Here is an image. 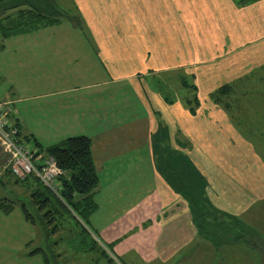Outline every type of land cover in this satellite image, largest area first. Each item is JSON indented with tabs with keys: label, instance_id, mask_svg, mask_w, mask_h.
<instances>
[{
	"label": "crops",
	"instance_id": "obj_1",
	"mask_svg": "<svg viewBox=\"0 0 264 264\" xmlns=\"http://www.w3.org/2000/svg\"><path fill=\"white\" fill-rule=\"evenodd\" d=\"M73 1L82 10L89 34L50 31L56 26L53 25L18 37L25 39L29 48L23 54L30 80L24 87H16L13 83L9 87L8 97L0 99L14 101L15 113L10 120L18 127L19 139L34 143L33 138H36L41 143L37 137L40 131H47L51 136L83 134L91 138V153L99 183L106 181L105 186H110L111 204L110 220L95 223V229L110 242L114 254L121 256L126 264H149L147 260L154 256L168 260L200 241L202 248L212 244L208 238L197 233L182 194L155 169L150 140L146 152L150 155L151 164L143 165L141 171L137 160L133 161L134 166L108 160L106 168L105 163L100 164L103 157L99 159L98 169L92 141L95 137H105L97 140V144H110L108 129L111 131L139 121V116H135L138 112L133 113L129 105L110 106V94L104 95L110 92V83H115L108 80L110 73H113L117 83L123 85L127 81V86L139 100V104H134L136 110L149 124L152 120L151 111L154 113L152 101L164 99L159 92H153L144 78L156 71L151 79L162 80L163 73L176 66L175 70L182 69L188 81L197 88L199 100L195 114L182 113L186 133L181 131L192 142L189 150L200 155L201 160L192 159L194 163L200 160L204 168V175L208 178L205 186L207 195L216 202V207L227 208L226 200L236 197L232 192L238 185L236 178L239 175L224 172L219 160H214L209 155L210 151L202 150L201 145L209 142L211 150L217 152L224 142L231 145L225 141L226 136L235 145H242L248 143L246 138L250 133L234 127L225 111L212 102L208 94L219 85L264 65V0L253 2L256 11L245 13L242 10L226 19L222 16L217 19H197L195 0H140L151 11H157V7L167 8L174 15V20L171 19L170 25L166 26L165 36L161 33L162 37L158 38L151 33L142 34L137 29L144 22L130 9L132 0ZM201 2L205 0H197V4ZM148 23L149 20L146 25ZM69 26L68 29L76 30L71 23ZM178 34L186 36L187 53L184 62L177 60L178 65H175L170 59L183 55L178 42L174 41ZM152 66L156 68L153 70ZM8 67L0 52V73L3 74ZM100 75L102 80L98 79ZM79 79L84 81L79 82ZM105 87L108 89L101 90ZM39 108L45 111L40 117L36 114ZM175 109L174 113L166 115L172 127V138L180 122ZM153 117L155 120L154 114ZM39 118L46 130L31 122H38ZM153 129L150 126L146 128L148 138L145 140L152 137ZM25 136H29V140ZM108 138L109 141L104 142ZM163 147L168 149L166 145ZM189 150L187 153L192 154ZM143 169L147 171L143 173ZM134 172L137 175L132 178ZM122 175H128L129 178H123ZM119 183L129 187L124 191L116 188V191L111 192ZM123 195L129 198L118 199ZM118 200L121 201L117 205ZM234 206L231 205V208ZM109 222L110 227L106 228ZM108 231L110 236L107 235ZM230 247L223 243L217 252L220 254ZM225 256L228 259V254Z\"/></svg>",
	"mask_w": 264,
	"mask_h": 264
},
{
	"label": "rangeland",
	"instance_id": "obj_2",
	"mask_svg": "<svg viewBox=\"0 0 264 264\" xmlns=\"http://www.w3.org/2000/svg\"><path fill=\"white\" fill-rule=\"evenodd\" d=\"M23 1L24 0H0V2L12 8H14V5L24 3ZM32 1L36 3V0ZM41 1L45 2L44 0ZM255 1L257 0H205V2L197 4V0H195L194 11L197 12V19L204 17L217 19L220 16L226 19L232 15H236V12L238 13L242 10L245 13L256 11V4L253 3ZM47 4L54 9V15L52 14L51 17L59 18L58 22L54 24V26L56 25V29L52 28L50 31L89 34L88 28H86L84 23L82 10L73 0H54L53 2L47 0ZM232 5L235 7L233 8ZM130 6L135 16L138 17V19L139 17L142 18L144 22V24L137 27L142 34L151 33L154 34L156 38L159 36L162 37L161 33L165 36L167 30L166 26L170 25L171 19L172 21L174 20V15H171L167 8L157 7V11L154 12L151 11L149 6L140 3V0H132ZM19 7L26 8L28 4H21ZM1 13L2 11L0 10V15ZM254 15L257 16L256 14ZM148 20L149 23L146 25V21ZM69 23H71L76 30L68 29L70 28ZM37 31H31L29 34ZM24 34L27 35V33ZM19 35L23 34L12 35L7 40H4V48L1 51L3 54V61L9 67L4 69V72H2L3 74L0 73V98L8 97L9 87L13 85V83L16 87H24L30 80L26 66V57L23 54L26 53L29 48L27 47V41H25V39H18ZM176 39L177 40L174 41L178 42L180 53L183 55L173 57L170 61L178 65L177 60L181 62L185 60L188 41H186V36L182 34H178ZM157 42L160 44L159 41ZM164 60H166V58H164ZM175 67L163 73L162 80L151 79V77L156 74V71L150 72V76H145L144 78L146 82L149 83L153 92H159L160 95L165 98L160 102L152 101L154 113L151 111L152 120L149 121V124L146 119L139 115L140 111L136 110L137 107L135 105L139 104V100L135 96L133 90L127 86V81L123 85L122 83H117L115 78H113V73H110V79L108 80L115 83H110L108 87L110 88V92L108 91L104 94H110V106L118 105V107H121L122 104H125V106L129 105L133 113L138 112L135 116H139L137 118L139 121L111 131L108 129L110 133V144H97V140L105 137H95L94 141H92V152L98 169L100 167L99 159L103 157L100 160V164L105 163L106 168H108L107 165H109V163H106L108 160L127 166H134L133 161L137 160V164L140 166L138 169L141 171L143 165L148 166L151 164L150 155L146 152V146L148 145V140H150L154 152L152 156L155 158H152V161L154 162L155 169L158 173H161L163 179L167 177L168 182L174 187L188 184L194 188H198L202 183L206 186L208 178L206 179L204 168L200 164V155L189 150L192 148V142L190 138L181 131L184 130L186 133L185 120H183L182 113L185 111L191 114L190 110L187 109L186 100L191 98L193 93L192 90L187 87L185 72H183L182 69L175 70ZM155 68L156 67L152 66L153 70ZM101 77L102 75H100L98 79L102 80ZM177 79L178 83L176 82ZM12 80L14 82H12ZM78 81L83 82L84 80L79 79ZM108 88L105 87L101 90ZM139 107H142V105ZM148 107H151L149 103ZM193 108L192 106V109ZM174 109L180 122L177 127H175L177 133L173 135V137H175L172 138V127L166 115L172 112L174 113ZM43 113H45V111L39 108L36 114L40 117ZM153 114L155 115V120ZM261 117L262 115H260V118ZM39 119L40 121L38 122L33 120L31 122L37 124L39 128L46 130V128L43 127V121L41 118ZM149 126L151 129L154 128L152 137L145 140L148 138L146 137V128H149ZM160 126H164L165 128H160ZM249 133V136H246L248 143L242 145H239V143L235 145L231 140H227L228 136H226L225 141H228L231 145H226V142H224V144L217 149L219 154L211 150L212 146L208 141L207 144L203 143L201 145V149H208L210 151L209 155L214 160H219V164L224 168V172H235L239 175V177L236 178L238 185L232 193L238 196L248 194V197L251 199L247 208H242V206L239 205L233 208H222L225 222L227 223L223 231L231 238L243 233L249 234L256 246L252 247V245L245 240H238L234 241L232 247L226 248L224 252L219 254L212 244H206L205 247L202 248L200 241L190 249L186 247L183 251L179 252L176 257L168 260L157 259L156 256H154L150 260H147L149 264H259L257 260L259 259V254L262 253L260 249L264 247V129H254ZM37 135L43 146L59 143L66 137H69L63 135L51 136L47 131H40ZM107 141H109V138L104 140V142ZM215 141L217 144L219 143L217 140ZM25 145L27 147H32V143L30 142H25ZM163 145H166L168 149L164 148ZM187 150L192 152V154L187 153ZM44 154L45 152L41 150L39 157ZM192 158L200 160L194 163ZM6 162L7 156L0 150V200L7 199V201L12 202L14 205L13 210L8 214H4L0 211V226L2 227V231L0 232V264H105L103 260L101 262L98 261V254L95 251L82 254L74 251L72 247L68 246L67 242L70 238V234L67 233L66 229L52 231L51 225L45 226V219H42L41 213L35 209V205L30 201V192L26 187L27 184L24 182L14 183L13 175L5 173V170L9 169L5 166ZM146 171L147 170L143 169V173ZM100 173L99 171V174ZM132 175V178H135L137 173L134 172ZM122 177L129 178L128 175H122ZM29 182L30 179H27L28 184ZM105 185L106 181L98 185L94 193V200L97 203V208L88 215L86 226L95 233L96 238L94 235L93 237L104 250L107 251L100 241L105 243H108V241L96 230L97 227L94 225L95 223L110 220V186ZM128 187L127 184L122 185L119 183L116 187L114 186L111 189V192L116 191V188H119V191H124ZM123 197H125V199L129 198V196L123 195L118 197V199ZM206 199L213 205L216 204L212 197L207 195V192H205V202H208ZM120 201L121 200L117 201V205ZM21 204H25L28 211L33 215L35 219L34 224L25 221ZM109 224L110 222L106 225V228L110 227ZM65 225L66 228H70L72 223L65 222ZM107 235L110 236V231L107 232ZM37 247L42 248V252L29 253ZM233 247H235V253H233ZM58 253L60 254L58 255ZM225 254H228V259ZM43 255L48 256V260H44ZM191 258H193V260H191Z\"/></svg>",
	"mask_w": 264,
	"mask_h": 264
},
{
	"label": "trees",
	"instance_id": "obj_3",
	"mask_svg": "<svg viewBox=\"0 0 264 264\" xmlns=\"http://www.w3.org/2000/svg\"><path fill=\"white\" fill-rule=\"evenodd\" d=\"M44 1L36 0L34 3L32 0H24V3H20V5L28 4L26 8H20V5H14L12 8L0 2L2 11L0 15V52L4 48V40L10 36L44 29L58 22L59 18L51 17L52 14L54 15V9L47 4V0ZM48 1L53 2L54 0ZM185 77L187 87L193 93L192 97L186 100L187 108L191 114H195L199 105L197 88L188 81L187 76ZM208 96L212 102L225 111L229 121L238 130L248 133L254 129H264L262 113L264 112V65L249 74L219 85L211 90ZM260 115H262L261 118ZM160 128L165 127L160 126ZM25 137L29 140V136ZM33 142L35 156L39 157L41 150L44 151L45 154L41 157L52 156L61 170V174L55 178L56 190L53 191L45 186L33 174L20 179L15 177L9 169L5 170V173L13 175L14 183L24 182L27 184L30 201L41 213L42 219H45V226L51 225L52 231L66 229L70 234L67 245L78 253L87 254L95 251L98 254L99 262L103 260L105 264H126L121 256L114 254L110 242L105 243L98 239L107 249L105 251L95 239V233L86 226L88 215L97 208L94 193L99 185V177L91 153V138L83 134L74 135L48 146H43L36 138H33ZM27 179H30L29 184ZM176 190L186 200L197 233L208 238L214 244L216 251L221 249L223 243L226 246H233L234 241L238 240H245L256 246L249 234H241L243 238L241 235L231 238L223 231L227 225L224 211L207 199L208 202H205L204 183L198 188L188 184L181 185L176 187ZM226 201L227 208L231 205L247 208L251 199L248 194H242V196L236 195L234 200L229 197ZM13 208L12 202L7 199L0 200V210L4 214H8ZM21 209L25 221L34 224L35 219L25 204H21ZM65 222H71L72 226L66 228ZM260 250L262 253L259 254L260 260L257 261L259 264H264V247ZM38 252H42V248H34L29 253ZM43 258L48 260L46 255H43Z\"/></svg>",
	"mask_w": 264,
	"mask_h": 264
},
{
	"label": "built area",
	"instance_id": "obj_4",
	"mask_svg": "<svg viewBox=\"0 0 264 264\" xmlns=\"http://www.w3.org/2000/svg\"><path fill=\"white\" fill-rule=\"evenodd\" d=\"M15 113L14 101L0 99V150L7 156L6 167L17 178L33 174L50 188L56 190L55 178L61 174L52 156H35L34 147H27L18 137V127L10 120Z\"/></svg>",
	"mask_w": 264,
	"mask_h": 264
}]
</instances>
